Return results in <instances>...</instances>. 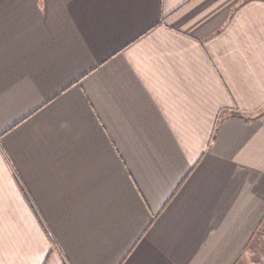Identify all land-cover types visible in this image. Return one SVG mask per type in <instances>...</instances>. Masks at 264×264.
Here are the masks:
<instances>
[{
  "label": "crops",
  "instance_id": "0c3cea01",
  "mask_svg": "<svg viewBox=\"0 0 264 264\" xmlns=\"http://www.w3.org/2000/svg\"><path fill=\"white\" fill-rule=\"evenodd\" d=\"M0 264H264V0H0Z\"/></svg>",
  "mask_w": 264,
  "mask_h": 264
}]
</instances>
